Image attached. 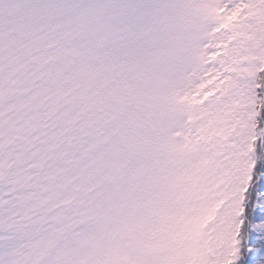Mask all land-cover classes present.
<instances>
[{
    "label": "snow or ice",
    "instance_id": "6c2138e0",
    "mask_svg": "<svg viewBox=\"0 0 264 264\" xmlns=\"http://www.w3.org/2000/svg\"><path fill=\"white\" fill-rule=\"evenodd\" d=\"M0 264H264V0H0Z\"/></svg>",
    "mask_w": 264,
    "mask_h": 264
}]
</instances>
